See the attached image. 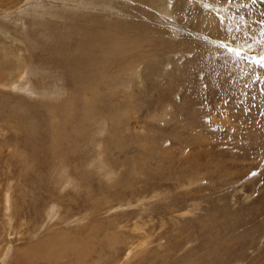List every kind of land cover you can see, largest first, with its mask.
<instances>
[{
    "label": "rangeland",
    "instance_id": "rangeland-1",
    "mask_svg": "<svg viewBox=\"0 0 264 264\" xmlns=\"http://www.w3.org/2000/svg\"><path fill=\"white\" fill-rule=\"evenodd\" d=\"M89 1L84 0L79 5L80 9L89 8L86 6ZM125 1L130 5V0ZM171 1L173 3H167L171 12H159L168 15L167 18L156 19L154 14H150L156 23L149 25L143 19L144 15L136 13L137 16L131 20L150 27L140 32V37H127L149 46L152 53H156L154 59L138 56L133 59L138 60L137 63L130 59L128 71L119 80L121 85L118 84L117 89L101 87L104 91L96 92L92 115L95 122L87 127L79 121L84 115L81 110L85 100L83 89L75 90L73 97L66 98L69 91L73 92L69 69L65 65L62 68L53 57L40 62L37 60L38 53H50L57 42L77 48L79 39L72 35L70 29L74 12L65 6L74 0H25L9 9L5 6L0 8V33L8 28L9 34L0 35V41L6 43L2 54L10 51L17 65L22 58L27 59L23 78L13 85L16 88L8 89V94L0 98L5 104H0V126L4 129L0 133V264H16L18 260L20 264L27 262L25 254L30 252L29 247L38 240L42 242V237L46 240L48 231L54 238L62 232L67 233V230H70L67 236L79 237L77 229L90 230L87 227L90 222L120 216L121 210L108 216L103 211L104 217L88 210L94 201L100 199L104 202L106 199L107 206L110 197L116 196L117 203L129 206L125 212H134L133 216L126 217L142 214L144 219L139 221L144 222L145 236L151 235L148 238L151 244L145 258L139 256L132 262L123 261L127 258L129 246L120 245L124 251L115 257H112L114 252L104 248L97 264H114L117 258L122 259L119 264H264V0H231V3L228 0H207L206 3L211 4L208 7L202 5L204 0ZM108 2L112 5L113 0ZM118 7L126 9L123 5ZM158 8L161 10V6ZM158 8L153 9L157 11ZM207 12L215 15L216 20H209L206 24L209 27H202L198 19ZM55 13L59 15L60 29L51 30L50 26L55 21L50 15ZM121 15L124 20L119 24L129 25L131 18ZM108 17L104 16L110 22L116 19ZM93 20L90 17L88 21ZM221 44L226 47H220ZM233 50L239 55H235ZM28 72L30 78L24 79ZM40 78L42 81L47 79L41 87L38 83ZM47 91L57 98L64 97L59 103L49 100L44 96ZM23 96L27 97L28 104L35 102L39 108L29 113L17 109L19 105L16 104ZM66 99L77 101L74 103L76 112L72 116L74 125L79 127V131L89 130L86 133L90 135L86 138L75 134L70 130L72 125L67 126L69 132L72 131L69 138L81 149L74 154L66 151L67 144L60 139L68 132L65 118L62 119L58 107H55L64 105ZM42 106L49 113L44 112ZM4 124L7 128L3 127ZM38 131L43 134L40 140L44 144L35 148L33 144L38 140ZM54 135L60 144L59 150L63 151L58 157L64 159L63 166L68 167L64 169L67 168L74 177L75 164H82L79 166L81 173L86 170L84 174L90 179L89 183L87 179L82 182L72 178L74 186L75 180L79 181L78 186L62 190L64 184L51 173L52 159L47 151L50 147L47 144ZM15 144L24 147L15 151ZM87 154L89 161L95 160L96 168L91 167L93 163L89 165L90 162L82 161ZM28 156L32 157L31 161ZM20 160L28 161L29 165L32 162L36 170L33 165L23 164ZM90 185H93L90 189L93 194L86 188ZM101 189L104 191L100 192ZM157 191L158 194L164 193L165 197L168 195V198L155 199ZM8 192L12 193L7 195ZM71 195L77 198V203L71 202L68 216L59 219L62 212L66 214L67 207L58 201L63 197L67 200ZM103 195L107 198L102 199ZM10 199L14 202V209L12 215L7 216L5 207ZM137 200L150 204L143 209ZM190 209L193 211L191 215L183 217L182 214ZM87 212L90 222L83 216ZM133 222H129L130 232L134 228ZM98 231L99 228H94L92 234ZM140 240L131 243L135 245ZM218 240L226 250L219 252L212 248L217 246L218 249ZM85 248L83 251H88ZM30 256L31 252L29 259ZM61 257L66 259L61 264L79 263V258L70 253ZM83 257L88 263L97 259L89 258V252Z\"/></svg>",
    "mask_w": 264,
    "mask_h": 264
},
{
    "label": "bare ground",
    "instance_id": "bare-ground-1",
    "mask_svg": "<svg viewBox=\"0 0 264 264\" xmlns=\"http://www.w3.org/2000/svg\"><path fill=\"white\" fill-rule=\"evenodd\" d=\"M23 1L25 0H0V8H3L4 6L6 8H12L18 4H21ZM84 0H74V2L68 3V4H64L67 8L69 7L73 12H74V19H73V23H72V27L71 29V33L73 36H76L79 40H78V46H76L77 48L74 49L71 46H65L62 45L61 43L57 42V44L55 46H53L54 48H52V51L50 53H36L37 54V60L42 61V60H47L51 57L55 58L57 61H59L60 65H62L61 67L63 68V65H65L69 71H70V77L72 80V84H73V92L72 90L69 91L68 93V97L66 98H71L74 96L75 94V90H80L83 89L82 92V96L85 98L84 100V104H83V109L81 108V110L84 111V115L83 117L80 116V114H78V116L81 117V120H79L80 122H82L81 124H83L84 126L86 125H90V123H94L95 120L92 118L93 113L95 112L94 106H93V101H94V96L96 95V92H98L99 90L104 91L101 87L105 88V90H107L108 88L111 90L112 88H118V84H120L119 80L121 78L124 77V74L127 73L128 71V63L129 60L131 59V62H134L136 60L133 61V59L135 57L138 56H142V58L145 57V59H147V57H152L154 59V54L156 53H152L153 51H151L148 47L149 46H145V45H141L140 42L138 41H134L131 38L129 39L127 37V35H138L140 34V32H143L147 29H149L150 27L147 25H151L150 23H156V21H154L153 17L150 16V14H154L156 16V19H158L159 17H163V18H167L166 15H161L159 12L162 11H166L171 12L170 7L167 9L168 5L167 3L172 2L171 0H130L131 3L126 4L125 0H113L112 5L110 2H108V0H86L87 2L89 1V5L87 4L86 6H88L89 8L86 9H80L79 5H82V2ZM112 1V0H111ZM199 1V0H198ZM221 1V0H220ZM54 2V1H53ZM59 2V1H58ZM129 2V0H128ZM204 4H202L204 7H208L211 6V4L209 5L207 2V0L203 1ZM42 3V2H41ZM60 3H63V1H60ZM122 3V4H121ZM173 3V2H172ZM180 3V2H179ZM200 3V2H199ZM64 5L62 6L64 8ZM123 5L124 7H126L125 10L119 9V7L117 8V6H121ZM28 6V5H27ZM26 6V8L28 9V7ZM61 6V5H60ZM84 6V5H83ZM159 6H161V10H159ZM174 6V5H173ZM158 8L157 11H154L153 8ZM172 7V5H171ZM32 8V7H31ZM60 8V7H59ZM173 8V7H172ZM176 8V6H175ZM17 9V8H16ZM23 9V7H22ZM147 9V10H145ZM167 9V10H166ZM177 9V8H176ZM64 10V9H63ZM70 10V11H71ZM87 13H90V15H88L87 13H84V11ZM98 10H101L99 13H97ZM174 10V9H173ZM177 10H181V9H177ZM48 11V10H47ZM80 11V12H79ZM120 11V12H119ZM142 11V12H141ZM13 12V11H12ZM66 12V11H65ZM69 12V11H68ZM79 12V13H78ZM206 12V11H205ZM63 13V12H62ZM72 13V12H70ZM138 13L139 15L143 16V19L146 21L147 24H144L141 22V24L136 23V22H131V20H134V18L137 16ZM144 13V14H143ZM177 13V12H176ZM208 13V12H207ZM206 13V14H207ZM10 14V13H8ZM73 14V13H72ZM78 14V17H76ZM121 14H125V16H129V18H131L129 20L130 24L129 25H124L121 26L119 23H123L120 20H124V16ZM202 15L198 21L200 22V25L202 27H207L208 25H206L207 23H209V20L211 22V20H216L213 16L212 13H208L207 15ZM62 15V14H61ZM60 15V16H61ZM66 15V14H65ZM111 16L112 18H116L115 20H113L112 22H110L109 19L104 18V16ZM187 15V13H186ZM48 16V15H47ZM68 16V15H67ZM170 16V15H169ZM172 16V15H171ZM44 17V16H43ZM50 17H53L54 19V24H52L51 30H56L60 27V23L58 22L59 20H57L59 18V15L57 13L53 14V16L50 15ZM70 17V16H68ZM91 17V19H95L93 21H88L89 18ZM108 17V18H109ZM12 18V17H11ZM17 18V17H16ZM49 17H47L48 19ZM62 18L63 15H62ZM61 18V20H62ZM151 18V19H149ZM169 18V17H168ZM171 18V17H170ZM13 19V18H12ZM9 19V20H12ZM20 19V17H19ZM32 19V18H31ZM66 19V18H65ZM64 19V20H65ZM68 19V18H67ZM70 19V18H69ZM195 19V18H194ZM2 20V19H1ZM40 20V19H39ZM38 20V21H39ZM50 20V18H49ZM193 20V19H192ZM37 21V22H38ZM45 21V20H44ZM41 21V22H44ZM194 21V20H193ZM127 22V21H126ZM39 24V23H36ZM35 24V25H36ZM43 25V23H40ZM24 25V23H23ZM49 25V24H48ZM12 28V25H9ZM69 27V26H68ZM209 27V26H208ZM7 28V27H6ZM117 28H121L120 30H118ZM22 29V27H21ZM25 29V28H24ZM60 29V28H59ZM62 29V28H61ZM67 29V28H66ZM65 29V31H66ZM152 29V28H151ZM32 30V29H31ZM69 30V29H68ZM60 31V30H58ZM11 32V31H10ZM139 32V33H138ZM63 33V31H62ZM66 33V32H65ZM3 34L5 36L9 35L8 34V28L7 30L1 31L0 35ZM142 34V33H141ZM149 34V33H147ZM63 35V34H62ZM65 35V34H64ZM144 35V34H143ZM72 36V37H73ZM4 37V36H3ZM12 37V35H11ZM140 37V36H139ZM143 37V36H142ZM61 38V37H60ZM59 38V39H60ZM66 38V37H65ZM64 38V39H65ZM7 39V38H6ZM9 39V37H8ZM13 39V37L11 38ZM63 39V38H62ZM72 39V38H71ZM1 40V37H0ZM145 40V37H144ZM14 41V40H12ZM10 41V43L12 42ZM61 41V40H60ZM70 41V39L68 40ZM153 41V40H152ZM15 42V41H14ZM25 43V42H24ZM6 44V43H4ZM2 41H0V98L5 97L6 94H8V89H12V88H16V86L14 87V84H17V82L19 81V79L23 78L22 76V72H24V65L27 63V59L22 58L21 59V63H19L18 65L15 63L14 59H12V54L10 55V51L7 52L5 55L2 54L3 52V47H5ZM9 44V43H7ZM14 44V43H11ZM9 44V46L11 45ZM15 45V44H14ZM13 45V46H14ZM19 45V44H18ZM17 45V46H18ZM22 45V44H21ZM46 45V44H45ZM16 46V47H17ZM14 47L13 50L16 48ZM30 47V46H29ZM27 48V47H26ZM154 48V47H153ZM28 49V48H27ZM12 50V51H13ZM45 50V49H44ZM15 51V50H14ZM23 51V48H22ZM41 51V50H40ZM5 52V51H4ZM26 52V51H25ZM14 53V52H13ZM20 53V52H19ZM17 54V53H16ZM25 54V53H24ZM23 54V55H24ZM44 54H47L44 56ZM18 55V54H17ZM16 55V56H17ZM21 55V54H20ZM21 55V56H23ZM14 56V55H13ZM35 57V56H34ZM36 58V57H35ZM136 59V58H135ZM16 60V59H15ZM20 60V59H19ZM138 61V60H137ZM136 61V63H137ZM28 62H30L31 65V59L28 58ZM148 62V61H147ZM141 63V62H140ZM149 63V62H148ZM153 63V62H152ZM151 63V65H152ZM29 64V63H28ZM150 64V63H149ZM29 66V65H26ZM41 66V65H40ZM60 67V68H61ZM132 67L133 64H132ZM131 67V68H132ZM138 67V66H136ZM42 69V68H41ZM130 69V68H129ZM63 70V69H62ZM133 70V69H132ZM38 71V70H37ZM36 71V72H37ZM43 71V70H41ZM51 72V71H50ZM45 74V73H44ZM32 75V74H30ZM36 75V74H35ZM40 75H42L40 73ZM50 75V73H49ZM48 75V77H49ZM60 75V73H59ZM63 75V74H61ZM29 76V72L28 75H26V78L24 77V79H27ZM37 76V75H36ZM40 77V76H38ZM43 77V76H42ZM57 77V76H56ZM69 77V76H68ZM67 77V78H68ZM30 78V76H29ZM51 78V77H50ZM37 79V78H36ZM42 78L38 79L39 80V85L40 87L43 85V82L46 81H42ZM51 81V80H50ZM47 82V81H46ZM70 83V81H68ZM123 82V81H122ZM30 83V82H29ZM23 84V82L21 83ZM47 85V83H45ZM126 84V83H125ZM25 85V84H23ZM121 85V84H120ZM124 85V84H123ZM122 85V86H123ZM141 85V84H140ZM26 86V85H25ZM24 86V87H25ZM31 86V85H30ZM45 86V85H44ZM65 86V85H64ZM67 86V85H66ZM127 86V84H126ZM131 86V85H130ZM20 87V86H19ZM23 87V88H24ZM53 88V87H52ZM125 88V87H124ZM129 88V86H128ZM18 89V88H17ZM22 89V88H19ZM31 89V88H30ZM43 89V88H40ZM69 89L65 90L68 91ZM18 91V90H17ZM64 91V92H65ZM14 92V91H13ZM24 92V91H23ZM28 92V90L26 91ZM30 92V91H29ZM63 92V91H62ZM100 92V91H99ZM12 93V92H11ZM40 93V92H39ZM37 93V94H39ZM57 92L55 91V94ZM90 94V97H89ZM43 95V94H42ZM60 95V94H58ZM13 96V95H12ZM44 96L49 99V100H54V101H58V103L60 102L61 98H57V95H53V93H51L50 91L44 92ZM66 96V95H65ZM14 98V97H13ZM57 98V99H56ZM42 99V98H41ZM46 99V98H45ZM47 99V100H48ZM61 99V101H62ZM30 100V99H29ZM32 102V100H30ZM29 101V102H30ZM53 101V102H54ZM67 101V99H66ZM64 100V105H56L55 107H58L57 110L60 111L58 112L59 115L62 114V119L64 120L65 118V124H66V132H68V135H64L62 136L60 139L61 141H63V143L67 144V149L66 151H68L70 154L71 153H76L78 151L81 152V149L78 147V145L76 143H74L72 141L71 138H69L70 134H72V131H74L73 133L75 134H80L82 136H85L86 138L89 137L90 135H88L86 131H79V127H76L74 125V119H73V113L76 112L74 111L75 108V104L77 101L75 99H69L67 102ZM76 101V102H75ZM92 102V103H91ZM0 104L5 105L4 103H2L0 101ZM16 105H19L17 109H21L22 111L28 112L29 111H34L37 110V106L34 104H28V100L27 97H21L20 100L18 101V103ZM43 105V104H42ZM51 105L52 104H48ZM36 106V107H35ZM50 106V109H51ZM60 106V107H59ZM1 107V106H0ZM41 107V106H40ZM45 106H42V108H44ZM48 107V106H47ZM53 107V106H52ZM96 107V106H95ZM48 109V108H47ZM1 110V109H0ZM16 110V109H15ZM44 112L46 110V108L43 109ZM40 111V109H39ZM51 111V110H50ZM21 112V111H19ZM41 112V111H40ZM40 112H38L40 114ZM48 111L46 110V113ZM31 113V112H30ZM49 113V112H48ZM82 113V112H80ZM24 114V113H23ZM37 114V111H36ZM56 114V112H55ZM83 114V113H82ZM16 115V114H15ZM29 115V114H28ZM35 115V114H33ZM32 115V116H33ZM42 115V114H41ZM47 115V114H46ZM14 116V115H13ZM19 116V115H18ZM61 116V115H60ZM21 117H23V115H21ZM25 117V116H24ZM26 118V117H25ZM33 119V118H32ZM79 119V118H78ZM96 119V118H95ZM62 124V123H61ZM80 124V123H78ZM6 127V124H4ZM68 125H72V128L69 129L67 128ZM62 127V126H61ZM87 127V126H86ZM89 127V126H88ZM7 128V127H6ZM64 128V127H63ZM74 129V130H73ZM4 129L0 126V133H2ZM65 130V129H64ZM39 132V131H38ZM52 133H54V131H51ZM63 132V131H62ZM35 134V133H34ZM57 134V133H56ZM43 135L42 132L37 133L36 132V138H38V140H36L35 144H33V147H43L44 141L42 142L40 140V136ZM53 135V134H52ZM61 135V134H60ZM77 136V135H76ZM79 136V135H78ZM54 137V139L52 141H50V145L49 148H47V151L50 153V157L52 159V163H51V169L52 172L50 171V167H48V171L49 173L51 172L53 176H56V180L59 182L61 181L64 184V189H62L63 191L67 190L70 187L74 186V179L72 178H76L80 181H82L83 179H87V183H89V178H87V174H84L86 172V170L84 171V173H81V165L79 164H75V171H73L74 173V177H72L70 174L68 173V167L66 169H64L65 167L63 165H65V160L62 158L58 157L59 152L62 153L63 151L59 150V146L60 144H58V141L55 138V135L52 136ZM45 139V138H44ZM92 139V138H91ZM90 139V140H91ZM43 140V139H42ZM82 140V138H81ZM48 142V141H47ZM90 142V141H88ZM32 143V142H31ZM25 145V144H24ZM63 145V144H61ZM65 145V144H64ZM16 147L13 148V150H18L20 149L22 146L19 145H14ZM86 145H83V147ZM24 147V146H23ZM63 149V146L61 147ZM25 149V148H24ZM88 149V148H87ZM86 150V149H85ZM35 151V149H34ZM65 151V152H66ZM23 153V151H21ZM40 152V151H39ZM79 152V153H80ZM17 153V152H16ZM48 153V155H49ZM67 153V152H66ZM73 153V154H74ZM12 154V153H11ZM14 154V153H13ZM33 154V153H32ZM44 155H46L45 153H43ZM42 154V155H43ZM27 155V154H25ZM69 155V154H67ZM12 156V155H11ZM18 156V155H17ZM63 156V155H62ZM66 156V154H65ZM86 157L82 158L83 162L89 163V165H91L93 163V161H95L94 159L92 162L89 161V155H85ZM104 156V155H103ZM29 157V156H28ZM43 158L45 156H42ZM76 157V156H75ZM78 157V156H77ZM91 157V156H90ZM13 158V157H12ZM15 158V157H14ZM19 158V157H18ZM21 158V157H20ZM19 158V159H20ZM24 158V156H23ZM27 157H25L26 159ZM30 158V157H29ZM42 158V159H43ZM48 158V157H47ZM93 158V157H91ZM16 159V158H15ZM18 159V161H19ZM32 157L29 159L31 161ZM74 159V158H71ZM76 159V158H75ZM28 160V159H26ZM25 160V161H26ZM28 160V161H29ZM37 160V158H36ZM36 160H33L34 162ZM39 160V159H38ZM17 161V162H18ZM28 161L23 162L27 163ZM77 161V160H76ZM81 161V162H82ZM20 162H22L20 160ZM22 162V163H23ZM39 162V161H38ZM51 162V161H50ZM23 163V164H24ZM32 163V162H31ZM30 165L32 166L33 164ZM37 163V162H36ZM75 163V162H74ZM95 163V162H94ZM91 166V167H95V165ZM28 164V163H27ZM35 164V163H34ZM44 164V163H42ZM69 164V163H67ZM84 164V163H83ZM18 165V164H17ZM29 165V164H28ZM29 165V166H30ZM49 164H47L46 166H48ZM10 166V165H9ZM20 166V164H19ZM34 166V165H33ZM80 166V167H79ZM86 166H88V164H86ZM12 167V165H11ZM45 167V166H43ZM89 167V166H88ZM90 167V168H91ZM37 168V167H36ZM47 168V167H46ZM83 168V167H82ZM89 168V170H90ZM96 168V167H95ZM35 169V166H34ZM29 170V169H28ZM36 170V169H35ZM93 171V168L91 169ZM98 170V168H97ZM100 170V168H99ZM71 171V169H70ZM69 171V172H70ZM98 172V171H97ZM91 173V172H89ZM93 174V173H92ZM51 175V174H49ZM48 175V176H49ZM52 175L49 176V178H52ZM90 175V174H89ZM88 175V177H89ZM91 176V175H90ZM92 177V176H91ZM90 177V178H91ZM110 177V176H109ZM196 177V176H195ZM193 177H191V182L194 180H192ZM53 179V180H52ZM51 180L54 182L55 178H52ZM89 179V180H88ZM77 181V183H75V186L79 181ZM195 180L197 182H200L199 178H195ZM51 182V181H50ZM56 182V181H55ZM54 182V183H55ZM60 182V183H61ZM83 182V181H82ZM52 183V182H51ZM59 183V184H60ZM86 183V182H85ZM86 183V184H87ZM196 183V182H195ZM57 184V183H55ZM193 183H191L192 186ZM53 185V183H52ZM61 186V185H59ZM74 186V187H75ZM80 186V184H79ZM93 185H90L89 188L86 187L87 189H93L92 187ZM99 186H101V184H99ZM55 187V185H54ZM188 187V186H186ZM9 188V187H8ZM13 188V187H12ZM85 188V189H86ZM107 188V187H106ZM183 188V187H182ZM190 188V186H189ZM11 189V188H10ZM104 189V188H103ZM101 189L100 192L103 190ZM111 189V188H110ZM130 189V188H129ZM56 190V188H55ZM59 190V189H58ZM57 190V191H58ZM55 191V192H57ZM61 191V188L60 190ZM91 191V190H90ZM104 191V190H103ZM10 192L6 193L7 195ZM92 193V191H91ZM94 193V192H93ZM92 193V194H93ZM157 191V193L154 195L155 199L160 198V199H167V197H165L164 193H160ZM55 194V193H54ZM61 194V193H60ZM104 194V192H103ZM142 194V193H141ZM164 194V195H163ZM75 195V194H74ZM74 195L69 196V199L65 200V197H63L62 199H60L58 202L59 204L65 205L67 207L66 210V214L63 215V212L61 213L59 219H64L65 216H68V211L69 209L72 208L71 206V202H75V204L77 203V198H74ZM79 196V193L77 194ZM76 195V196H77ZM158 195V197H157ZM105 195L101 196V198L103 199ZM133 196H136L135 194ZM117 197V196H116ZM116 197H110L111 200H109L108 205L106 206V197H104L105 201L102 202L99 200L94 201L93 203V207H91L89 210V212L92 211V213H94L93 211H96L97 214L102 215L103 211L107 212L108 216L109 214L113 213L116 210H121L123 212H121L120 216H115L111 219L108 220H101V221H95V222H90L89 220V213L87 212V214L83 215L84 217H86L88 219V221L90 222V224L87 226L90 230L86 231L85 228L83 229H77V231H79V237H70L67 236L68 232H70V230H67V233L62 232L61 235H58V237L54 238L52 237V233L51 231H48L46 233V236L48 235L49 237L45 240L42 237V242H40V240L36 241L35 243H33L29 248H30V252H31V256L29 259V254L30 252H28L27 254H25L26 259L28 260L27 262H23V264H39V262H44L47 261L49 264H61V263H65L66 259L64 257H61L62 254H71V255H75V257L79 258V263L78 264H97L99 259H100V255L103 253V249L106 248L109 251L114 252L112 257L115 256H121L122 252L124 251V249H121L120 245H124L126 248L127 246H129L128 248V254H127V258L123 259V261H128V262H132L134 261L135 258L142 256V258H145V254L147 253V251L149 250L148 246L151 244V242H149L148 238L151 237L150 234H148V236H145L146 234V230L144 229V222H140L139 219H144L142 217V214H138L137 216H134V218H129L126 216H133L134 212L132 213H127L125 212L127 210V208L129 206H127V204H123L121 202L117 203L115 198ZM9 198V197H8ZM126 198V197H125ZM142 198V197H141ZM123 199V198H122ZM146 201V198H144ZM153 199V198H152ZM159 200V199H158ZM67 201V202H66ZM123 201V200H121ZM131 201V199H130ZM129 201V202H130ZM145 201H141V200H137L138 206H141V208H145L148 204H145ZM133 202V201H132ZM14 203V202H13ZM13 203H12V199H10L7 202V206L5 207V209L10 210L11 213L7 210V216L12 215V211L14 209L13 207ZM65 203H69V204H65ZM125 203V202H124ZM133 204V203H132ZM196 204V203H195ZM61 205V206H62ZM131 207V206H130ZM171 207V206H170ZM137 208V207H136ZM93 209V210H92ZM130 209V208H129ZM172 209V208H171ZM193 209V208H192ZM194 210V209H193ZM63 211V210H62ZM84 211H87L84 210ZM172 211V210H171ZM191 212H193L191 209L186 211L183 215H191ZM123 213V214H122ZM173 213V212H172ZM96 214V215H97ZM55 215V214H53ZM63 215V216H62ZM77 216V215H76ZM93 216V215H92ZM105 216V217H106ZM64 217V218H63ZM104 217V216H103ZM9 218V217H8ZM82 218V217H81ZM136 219L134 222L133 220ZM13 222V221H12ZM11 222V223H12ZM72 222V221H71ZM70 222V223H71ZM129 222H133L134 224V228L132 229V231L130 232L128 229L131 226V224H129ZM142 223V225H141ZM167 223V222H166ZM177 223V222H176ZM50 225V224H49ZM67 225V224H66ZM164 225V224H163ZM175 225V223H174ZM68 226V225H67ZM51 227V226H50ZM162 227V224H161ZM164 227V226H163ZM94 228H99V231L95 234H92V231ZM124 229V230H123ZM128 230V232L126 231ZM54 231V230H53ZM52 231V232H53ZM72 231V230H71ZM58 232V231H56ZM54 233V232H53ZM148 233V232H147ZM60 234V233H59ZM150 235V237H149ZM99 236V237H98ZM111 236V237H109ZM115 237L116 240H114V238L112 239V237ZM221 236V234H220ZM142 237V239L140 240V238ZM39 239V237H38ZM139 239L140 241L137 242V244L134 245V243L131 241ZM220 240V237H219ZM219 240L217 242V244L219 245L218 249H216L217 246L212 247L214 250L222 252L223 250H226V248H224L222 245L219 244ZM102 241H104L102 243ZM152 241V240H151ZM215 241V240H214ZM87 244V245H83V244ZM153 243V242H152ZM131 246V247H130ZM226 246V244L224 245ZM87 247L88 251H83L84 248ZM209 247V246H208ZM86 249V248H85ZM108 251V252H109ZM210 251V250H209ZM89 252V258H94L97 257L96 260L91 261L90 263H88L87 259H84L83 256H85V254H87ZM227 252V251H226ZM214 254V253H213ZM218 254V253H217ZM220 254V253H219ZM9 255V254H8ZM159 255V254H158ZM157 256V255H155ZM211 257V255H210ZM13 258V257H12ZM18 258V257H17ZM99 258V259H98ZM157 258V257H156ZM73 259V257H72ZM116 259V258H115ZM209 259V258H208ZM121 258H117L114 262V264H119L121 262ZM159 260V259H157ZM122 261V262H123ZM35 262V263H33ZM108 263H111V260H109ZM16 264H20L19 260L17 261ZM71 264H77L76 262H73ZM122 264H129V263H122Z\"/></svg>",
    "mask_w": 264,
    "mask_h": 264
},
{
    "label": "snow or ice",
    "instance_id": "snow-or-ice-1",
    "mask_svg": "<svg viewBox=\"0 0 264 264\" xmlns=\"http://www.w3.org/2000/svg\"><path fill=\"white\" fill-rule=\"evenodd\" d=\"M229 3H231V0H228ZM220 47H226L225 45L221 44ZM235 55H239V52H236L235 50H233ZM205 87H207V85H205Z\"/></svg>",
    "mask_w": 264,
    "mask_h": 264
}]
</instances>
